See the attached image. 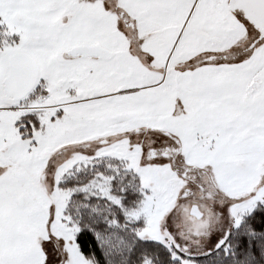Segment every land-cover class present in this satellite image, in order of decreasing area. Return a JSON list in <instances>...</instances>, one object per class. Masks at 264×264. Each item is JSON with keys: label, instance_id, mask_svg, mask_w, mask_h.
<instances>
[{"label": "snow or ice", "instance_id": "6c2138e0", "mask_svg": "<svg viewBox=\"0 0 264 264\" xmlns=\"http://www.w3.org/2000/svg\"><path fill=\"white\" fill-rule=\"evenodd\" d=\"M0 264H264V0H0Z\"/></svg>", "mask_w": 264, "mask_h": 264}]
</instances>
